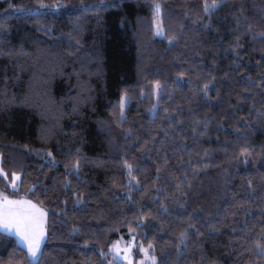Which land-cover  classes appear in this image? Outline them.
<instances>
[{"label":"trees","instance_id":"16d2710c","mask_svg":"<svg viewBox=\"0 0 264 264\" xmlns=\"http://www.w3.org/2000/svg\"><path fill=\"white\" fill-rule=\"evenodd\" d=\"M59 2L65 7L31 10L39 0H0V168L7 173L0 191L46 210L41 264H117L109 245L130 235L154 245L158 264L257 261L245 249L246 236L264 226V40L254 38L264 31V0H226L211 17L204 0ZM154 2L178 43L153 35ZM153 81L162 84L159 97ZM122 90L131 99L120 125L111 110L118 111ZM194 121L201 122L195 134ZM77 149L78 176L65 170ZM125 160L138 167L133 175L142 185L131 202L124 199ZM13 172L22 173L16 189ZM240 201L247 203L233 207ZM187 223L200 235L190 233L178 253L177 234ZM25 251L0 231V264H17Z\"/></svg>","mask_w":264,"mask_h":264},{"label":"snow or ice","instance_id":"6c2138e0","mask_svg":"<svg viewBox=\"0 0 264 264\" xmlns=\"http://www.w3.org/2000/svg\"><path fill=\"white\" fill-rule=\"evenodd\" d=\"M226 2V0H211L209 3L208 0H204L203 3V12L207 14L209 17H211V14L216 11L218 8L222 7L223 4ZM102 6V5H100ZM62 7H65V5L61 4L59 0L57 2L49 5L45 4L43 0H39L38 8L40 9H60ZM88 7V6H86ZM96 7V6H91ZM153 9V35L155 37H160L166 39L169 44L178 43L180 37L178 35H168L163 27L162 23V8L160 3L154 2L152 5ZM242 11V9H241ZM187 15V13H185ZM241 22V18L237 17V31L239 30V25ZM209 25V21H205V27ZM183 27V26H181ZM252 25L249 24L247 29H245L246 32H251ZM254 38H258L261 40H264V31L255 33ZM233 44L236 45V47H240V36H237L233 40ZM184 73H180V77H183ZM183 81L179 78L177 79V83H182ZM210 83V82H209ZM209 84L206 83L203 85V92L205 96L207 95ZM162 88V84L160 81H153L152 85V92L154 96L159 97L160 90ZM141 95H143V90L141 91ZM131 99V96L129 95V92L127 90H122L119 96L118 101V111H117V105L112 106L111 115L114 119L118 121L120 125H123L125 118H126V108ZM111 103V102H110ZM158 106L157 103H154L152 105V109L155 110ZM173 111H176V109H173ZM165 112H168V109H165ZM164 119L168 120L171 119L170 115L166 116ZM175 123H180V121H176ZM201 123L200 121H194L192 131L195 134L197 132L196 124ZM168 128L172 129L174 128V124L169 123ZM204 128H207V125L204 124ZM126 131H130L126 130ZM164 135L167 136L168 132L165 131ZM200 135H204L203 132H200ZM183 147V145H181ZM246 155H250L248 153L247 149L241 150ZM80 150L77 149L74 155L75 158L70 160L68 163L65 164V170L69 173L76 174L78 176L79 170L81 167L82 157L79 155ZM48 157H51L49 160V163L55 165L56 161L55 158L52 157V153L49 152ZM209 155V152L207 149H205L204 157L207 158ZM245 163H247V160H245ZM168 165L167 158L161 160L160 166L156 169V180L159 179L161 175L162 167H165ZM127 172V181H126V193L124 194V199L131 202L132 196L135 192L139 191V189L142 187L140 180L133 175V172L138 171V167L134 165L133 163H129L127 160L123 161L122 165ZM204 167H207V165H204ZM193 171L197 169V165H192ZM226 172V170H225ZM0 175H3L5 179H7V173L4 172L3 168H0ZM22 176V173L13 172L11 174V184L10 187L12 189L17 188V182L20 180ZM156 180L153 181L152 187H156ZM115 183V181H114ZM249 198L252 196V182L249 180ZM70 184V181H66V185ZM229 181L225 180L224 186L225 188L228 187ZM35 185L31 186L30 191L35 190ZM180 185H177V191H179ZM157 193L162 191L163 189L157 188ZM74 196H77L78 199L76 200L77 203L82 202L80 197H82L83 194H77L73 193ZM231 196L233 200L237 198V192H231ZM160 197L154 196L153 199H159ZM247 203V201H240L233 205V207L236 208H243L244 205ZM183 205H181L182 207ZM245 213L250 215V209L244 208ZM159 211L167 214L168 212V206L161 202ZM45 215L46 213L44 210L37 206V204L33 203L32 200L26 199L24 197H20L19 199L12 198L9 195H7L4 191H0V231L4 233H8L16 238L17 245L21 247L25 251V256L22 261L17 262V264H41L42 258H43V248L42 244L45 239ZM247 222L245 221V224ZM262 225H264V221H262ZM139 227L140 225L137 224ZM131 232V229L129 230ZM215 226H209V235L215 234L216 232ZM235 231V229L233 230ZM253 230L248 229V233H251ZM195 232L197 235H200L199 229L197 227L196 223H187L184 225L183 229L179 231L177 234V241H176V251L180 253L184 247H186L187 241L190 240L192 237L190 236V233ZM246 238L249 240V247L245 249V251L252 252L257 257V261H249L248 264H259L260 260H264V226L261 227V229L256 233L255 238H252L251 236H246ZM85 244L87 245L88 242L85 241ZM135 247L134 242L132 244H129L128 247H121L120 240L114 241L112 244L109 245V251L113 255V259L117 261V264H119V261L121 258L123 260H127L128 264H133V260L130 256L131 249ZM154 251V245L149 242L147 247L140 245V252L143 254V258L136 262V264H158L157 257L155 255H151L150 252ZM101 255L103 256L104 253L101 252Z\"/></svg>","mask_w":264,"mask_h":264},{"label":"rangeland","instance_id":"374dc122","mask_svg":"<svg viewBox=\"0 0 264 264\" xmlns=\"http://www.w3.org/2000/svg\"><path fill=\"white\" fill-rule=\"evenodd\" d=\"M18 8L25 9V8H23V7H18ZM29 9H31V10H38V9H40V8H38V6H35V7H32V8H29ZM156 97H157V96H156ZM12 198L19 199L20 197H12ZM24 198L29 199V198H27V197H24ZM29 200H31V199H29ZM32 201H33V200H32ZM33 203L37 204L35 201H33ZM37 206L40 207V208H42V209L44 210V212L46 213V210H45L42 206H40L39 204H37ZM44 227H45V236H46V215H45V223H44ZM15 239H16V238H15ZM44 240H45V239H44ZM119 240H120V244H121V247H122V248H124V247H128L129 244H132V243L134 242L135 247H133V248L131 249V252H130V256H131V258H132V260H133V264H136V262L140 261V260L143 258V254L140 252V245H143V244L138 243V242L133 238V236L130 235V236H129L128 238H126V239L123 238V239H119ZM43 242H44V241H43ZM42 245H43V244H42ZM143 246L147 247V245H143ZM150 254H151V255H154L153 251H151ZM110 255H111V258L113 259V255L111 254V252H110ZM113 261L117 263V261H115L114 259H113ZM119 263H121V264H128V261H127V260H123V259L121 258V260L119 261Z\"/></svg>","mask_w":264,"mask_h":264}]
</instances>
